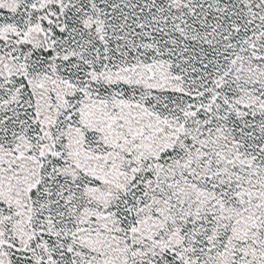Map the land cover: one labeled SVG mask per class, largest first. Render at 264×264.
Returning <instances> with one entry per match:
<instances>
[{
    "label": "snow or ice",
    "instance_id": "1",
    "mask_svg": "<svg viewBox=\"0 0 264 264\" xmlns=\"http://www.w3.org/2000/svg\"><path fill=\"white\" fill-rule=\"evenodd\" d=\"M0 264H264V0H0Z\"/></svg>",
    "mask_w": 264,
    "mask_h": 264
}]
</instances>
